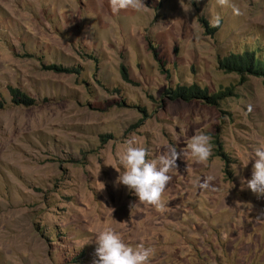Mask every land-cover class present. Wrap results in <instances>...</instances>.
Returning a JSON list of instances; mask_svg holds the SVG:
<instances>
[{"label": "rangeland", "instance_id": "374dc122", "mask_svg": "<svg viewBox=\"0 0 264 264\" xmlns=\"http://www.w3.org/2000/svg\"><path fill=\"white\" fill-rule=\"evenodd\" d=\"M144 3L0 0V264H95L108 226L152 247L150 264H264V197L241 184L264 143V84L222 63L242 47L264 55V0H231L239 16L217 0ZM192 83L222 95L171 97ZM197 132L212 156L189 158L190 173L177 161L163 211L116 185L107 164L130 137L155 158ZM207 175L216 191L197 186Z\"/></svg>", "mask_w": 264, "mask_h": 264}, {"label": "clouds", "instance_id": "9594fccd", "mask_svg": "<svg viewBox=\"0 0 264 264\" xmlns=\"http://www.w3.org/2000/svg\"><path fill=\"white\" fill-rule=\"evenodd\" d=\"M111 11L118 13L121 10L132 9L141 11L147 7L144 0H109ZM221 7H231L234 15H242L240 7L231 3V0H217ZM187 11V10H185ZM221 16L215 15L209 20V26L219 27ZM252 111V106H248ZM119 167L112 166L119 173L116 178V185L126 186L129 191L139 198V203L154 206L158 211H163L165 203L163 194L172 180V175L178 169L177 161L181 158L187 161V172H191L189 158H194L198 163H207L212 156L211 137L204 132L195 133L180 151L177 147H169L166 151L155 158L152 152L145 146L137 143L135 136L125 141V147L118 154ZM254 164L252 165L251 178L241 177L242 189H250L258 197H264V143L254 148ZM238 160L247 168L250 160L244 162ZM233 171L239 175L237 165H233ZM213 175H207L197 181V186L203 191H216ZM240 201H236L239 207ZM133 207V205H132ZM257 220H264V212L256 217ZM96 257L95 264H150L154 253L152 247L144 243L132 245L126 242L121 234L111 226L103 228L95 234Z\"/></svg>", "mask_w": 264, "mask_h": 264}, {"label": "trees", "instance_id": "16d2710c", "mask_svg": "<svg viewBox=\"0 0 264 264\" xmlns=\"http://www.w3.org/2000/svg\"><path fill=\"white\" fill-rule=\"evenodd\" d=\"M222 63L228 70L261 76L264 84V55L261 54L258 46H252L249 49L242 47V50L230 52L223 57ZM11 91L13 96L19 98L22 103L29 104L33 101L32 98L23 93H17L16 90ZM170 95L172 98H182L185 100L204 98L213 103L217 97H221L222 92L209 94L205 87L192 83L189 85H176L175 88L170 90Z\"/></svg>", "mask_w": 264, "mask_h": 264}]
</instances>
